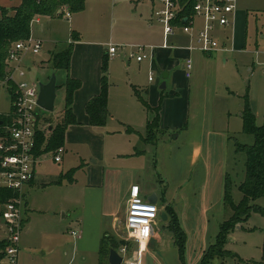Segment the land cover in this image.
Listing matches in <instances>:
<instances>
[{"label":"rangeland","instance_id":"1","mask_svg":"<svg viewBox=\"0 0 264 264\" xmlns=\"http://www.w3.org/2000/svg\"><path fill=\"white\" fill-rule=\"evenodd\" d=\"M97 3L101 5L96 7ZM126 5L122 0H88L86 10L73 14L71 18L65 16L42 18L39 23L36 22L38 17L32 20L31 37H40L49 41L43 44L39 54L26 56V62L31 64L29 68L23 69L24 80L39 84L46 83L52 74L56 78L53 112L48 113L38 109L41 118L46 120L41 124L42 130H45L47 125H50L51 129L63 117L65 101L63 85L70 76V70L53 71L48 61L49 57L51 59L50 51L59 50L67 43L73 44L77 38L81 41H108L110 32L119 31L122 19L118 14L121 12L118 6L126 7ZM238 9L247 13L246 23L242 25L241 31L244 40L237 43L238 34L236 36L234 33V38V34L231 36L230 32L227 33L229 29L215 31L216 40L221 47L224 43V48L229 53H218L214 82L207 79L204 93H192L188 124V132L192 136L194 131L201 130V125L199 127L194 125L191 119L198 109L200 121L203 120L204 114L208 118H213L215 128L223 133L227 131L229 134V142L223 147L229 156L234 151L235 143L241 145L253 143V137L242 132L240 113L243 109L244 96H248L250 105L256 113V126H261L264 119V37L261 38L264 36V0H238L236 11ZM150 21L154 29L158 30V25L151 19ZM226 34L229 36L227 41L224 39ZM130 50V47L126 48L127 55ZM72 56L74 74H83L85 69L80 62L82 56L80 51L73 50ZM101 57L100 52L99 60ZM110 59L107 57L108 61ZM126 60H131L132 73L139 77V82H146L144 69L147 68V61H144L141 69L138 70L133 64L136 62L134 59L127 57ZM108 61L106 76H108ZM117 69V72L124 75L123 66ZM176 71L181 70L177 68ZM100 73L102 75V71ZM153 76L156 77L154 72ZM17 81L21 80L17 79ZM9 108L7 94L0 90V113H8ZM114 119L107 117L105 125L97 127L90 126L88 122L87 124L75 122V125H69L64 136L63 149H66V152L61 156L63 161L59 165L54 164L50 159L52 155H47V159L41 165L40 184L36 185L30 195L28 222L21 232L19 242V264H87L79 260L76 249L80 242L70 233L84 230L87 233L85 236L89 235L94 241L96 234L103 232V227L107 223L94 212V207L99 201L95 188L102 182L117 185L118 193L122 183L130 184L132 181L141 182L145 192L151 190L150 186L165 189L166 186L179 182L185 166L183 155L186 156L188 150L185 152V142L181 138L175 139L176 133L171 135L166 130L160 129L148 140L149 143H146L143 140L146 135L144 129L131 132L128 127H124ZM162 134H164L165 146L159 145ZM232 158L233 162L235 161L233 179L236 183H240L244 178L246 156L243 152H235ZM104 193L109 195L111 190L105 189ZM118 193H115L113 200L116 216L118 215L114 231L111 230L102 236L109 249L116 248L120 243H122L120 247L126 244L125 199L122 202ZM232 193L234 201L238 202L241 198L240 192L233 187ZM263 201V199L255 201V204H262ZM228 211L230 216L231 211L229 209ZM259 217L251 216L249 221L242 223V226L256 225V219ZM167 223V219L163 222L157 221L155 226L156 234L164 231L161 240L163 253L170 251L171 243L174 246L173 241H170V233L164 228ZM237 235H241L242 238L237 239L236 244L224 246V250L231 251L229 253L232 257L215 259L211 264H250L246 261L258 263L259 251L251 245L243 244L245 242L243 234ZM129 248L131 249L132 246L129 245ZM157 263L169 264L164 256L157 253H152V256L145 254L141 259V264Z\"/></svg>","mask_w":264,"mask_h":264},{"label":"crops","instance_id":"2","mask_svg":"<svg viewBox=\"0 0 264 264\" xmlns=\"http://www.w3.org/2000/svg\"><path fill=\"white\" fill-rule=\"evenodd\" d=\"M122 1L127 5L126 7L118 6L121 9V12H118V14L122 19L120 21L119 31L116 33L110 32L108 41H81L77 38L73 44H66L72 46V52L73 50H75V52L77 50L80 51L82 55L80 57V62L85 69L83 74H74V63L71 52L69 64L70 76H68L70 79L77 80L80 83L79 88L74 92L71 107L77 124H87L88 122L85 105L99 93L101 79L100 68L103 56H107V45L109 43L115 45H150L155 47L160 46L162 43L161 26L156 23L159 27V29L156 30L150 21L152 12L156 8V0ZM20 3L21 0H0V7L10 9L17 7ZM99 3L95 4L96 7L101 5ZM87 5L88 0H85L84 11ZM119 5L121 4L119 3ZM72 16L73 14H70V18ZM246 17L247 13L238 9L235 12L233 25L220 30L224 31L229 29L227 33L230 32L231 36H233L234 33L236 36L238 34L237 43L243 42L244 38L241 31L242 25L246 23ZM42 18L51 17H38L36 22L39 23ZM79 31H81V29ZM263 37L264 36H261V38ZM33 38L40 40L42 42V47L44 43L49 41L40 37ZM228 38V34L224 35L226 41ZM169 40L173 45L175 44L177 47L181 48L189 44L188 38L180 33L171 36ZM222 45L223 47L220 45L221 50L211 54H202L199 52L189 53L183 49H154L151 53L152 59L150 62L147 61V68L144 69V77H146V82L144 83H140L139 77H137L135 73H132L133 69L130 67L131 60H126L128 57L126 50L122 55H120V53L109 61L107 60L109 62L107 76V117L117 119L114 120L120 122L124 127H128L131 132L136 129H144V131H146V124L151 120L153 113L146 110L140 101V99H142L147 103L150 110L158 107L159 130L164 129L168 133H171V135L176 133L177 136H175V139L181 138L182 141L185 142V152L188 150V154L186 156L183 155L185 166L177 184L175 183L169 187L166 186L165 189L150 186L151 190L145 192L141 182L132 181L130 184L122 183V188L119 191L120 195L118 196L122 202L124 199L126 202L131 185L139 186L141 197L144 199H147L151 194H155L157 197L156 205L159 209L158 221L161 222H163L161 215L164 214V206L170 205L172 207L186 236L183 263L179 261L176 247L172 246V243L170 251L163 253L161 240L164 231L156 234L155 228L152 238L143 254H149L151 256L152 253L160 254L167 259L169 264L199 263L204 251L213 243L218 232L219 224L225 219H228L230 213L223 205V189L226 177L234 182L232 188L234 187L237 190L239 184L233 179L235 161L233 162L232 156L236 152L235 145L231 156L227 155L226 151L223 150L224 145L229 142V134L227 131L223 133L221 130L216 129L214 119L211 117L208 118L206 114H204L203 120L200 121V111L198 109V112L193 115L191 119H193L194 125L198 127L201 125V130H199V132L194 131L192 136H190L188 132L191 111L190 97L193 92L204 93L208 78L209 81L211 79V82H214L213 78L217 71L216 59L218 53H229L224 48L225 44L222 43ZM61 49L51 50L50 56ZM100 52L102 56L101 60L98 58ZM185 57H191L193 64L191 76L189 78L185 76L182 70V61ZM49 60L50 57L48 61ZM143 62H134L133 64L140 70ZM29 64L31 63H26L27 68L30 67ZM120 66L124 67V75L117 72V67ZM177 68H180L181 71H176ZM150 71L154 72L157 77L153 76L151 82L148 81ZM165 72L168 76L165 80V88L161 89L160 86L163 82L162 74ZM252 110L255 113L254 109ZM161 144L165 146L164 134L160 137L159 145ZM64 150V152H66V149ZM48 154L52 155V153H47L36 158L37 160L34 164V177L24 188L22 230L28 222L27 214L29 213L31 192L37 184H40L39 181L42 176L41 165L47 159ZM62 158L63 157H61L58 163H55L52 157L50 159L54 164L59 165L63 161ZM95 189H97L96 193L98 194L99 201L94 207V212L100 219H104L107 225L103 227V232L101 234H96V241H93L89 235L85 236L87 234L86 231L81 230L78 232V237L76 239L80 242V245L76 249V252L79 253V260H81V263L87 264H100L99 247L102 236L104 234L106 235V233H109L111 230L114 231L115 223L118 219L113 205L115 193H118L117 185L102 182V184ZM105 189H110L111 194H105ZM261 199L256 200V202ZM256 205L264 208V201L262 204L258 203ZM253 215L260 216L256 219V225L243 227L241 224L237 226L229 235L226 244H236L238 241L237 239L242 238L240 237L241 235H237V237L236 234H243V239H245L243 244L245 246L246 244L253 246L254 249L260 253V260L257 264H264V216L259 213H252L248 219L250 220ZM170 241L172 242L171 235ZM82 244H84L83 247H81ZM129 245L132 246L131 249L135 248L133 244L129 243ZM148 247H150V251H148ZM228 252L231 251L228 250ZM246 262L256 264L253 261Z\"/></svg>","mask_w":264,"mask_h":264},{"label":"built area","instance_id":"3","mask_svg":"<svg viewBox=\"0 0 264 264\" xmlns=\"http://www.w3.org/2000/svg\"><path fill=\"white\" fill-rule=\"evenodd\" d=\"M237 4L238 0H156L150 19L161 26V45L109 43L107 57L114 58L127 47L131 49L128 58L137 63L150 62L154 49L215 53L221 47L214 33L233 25ZM63 16L69 18L70 13L64 10ZM177 33L188 38L187 46L181 48L170 42L169 38ZM41 48L42 42L31 36L12 43L6 52L3 77H0V90L6 92L10 103L9 112L0 113L4 118H0V187L13 193L1 208L0 242L4 245L0 250V264H18L24 188L34 177V164L38 157L34 155L36 133L42 122L37 105L38 83L25 81L23 69L27 67L26 56L39 54ZM192 66L191 57H185L182 70L187 78L191 76ZM152 80L153 72L150 71L148 81ZM63 153V147L52 152L53 161L60 162ZM125 206L126 244L117 250L122 259L120 264H141L159 220V209L141 197L138 185L130 186ZM70 235L77 238L78 232L71 231ZM128 243L135 248L129 249Z\"/></svg>","mask_w":264,"mask_h":264},{"label":"trees","instance_id":"4","mask_svg":"<svg viewBox=\"0 0 264 264\" xmlns=\"http://www.w3.org/2000/svg\"><path fill=\"white\" fill-rule=\"evenodd\" d=\"M180 1L184 2L188 0ZM84 4L85 0H21V3L17 7L10 9L0 7V77H3L7 50L12 43L29 38L31 22L35 17H61L63 16L64 10L70 14L79 13L84 10ZM71 52L72 46L69 44L51 55L49 62L51 63L53 71L64 70L68 72ZM101 71L99 93L85 105L88 124L94 127L104 126L107 119L108 79L106 76V55L102 58ZM79 86V81L67 78L64 85L65 101L63 117L51 129L50 125H47L45 130L40 129L37 131L34 151L36 157L50 152L52 153L59 147H63L64 136L68 126L76 122L71 107L74 92ZM242 100V132L252 136L253 143L251 145L235 143L236 152H243L246 156L244 178L237 186V190L241 194V199L238 203H234L232 197V181L226 177L223 189V205L224 208L231 211V215L219 224L218 232L213 243L204 251L198 264H211L215 259H223L226 256V258L232 257L228 251L224 250L229 235L237 226L246 222L252 213H259L264 216V208L254 204L256 200L264 199V119L261 126H256V117L249 104L248 96H244ZM140 101L147 111L153 113L151 120L146 124V135L143 139L144 142L149 143L148 140L159 130V109L157 107L150 110L144 100L140 99ZM0 118L4 120V118ZM45 121V119H42L41 124L45 123ZM12 197V191L0 187V215L3 204ZM164 215L165 220L167 219L168 221L167 226L164 228L170 233L178 253L179 261L183 263L186 241L185 233L176 213L170 205L164 206ZM105 240L108 242L107 239ZM121 244L116 248L110 249L117 251ZM3 245L4 243L0 242V250L3 248ZM107 246L101 239L99 247L100 264H108L107 257L110 249Z\"/></svg>","mask_w":264,"mask_h":264},{"label":"water","instance_id":"5","mask_svg":"<svg viewBox=\"0 0 264 264\" xmlns=\"http://www.w3.org/2000/svg\"><path fill=\"white\" fill-rule=\"evenodd\" d=\"M185 22V19L183 20ZM167 73L162 74V83L160 88H165V80L167 78ZM55 92H56V78L55 75L52 74L46 83L38 84V97H37V105L40 109L52 113L54 110V102H55ZM174 138V137H173ZM147 202L150 204H156L157 197L155 194H151L147 197ZM161 218L165 220V215L162 214ZM121 257L118 255L117 251L114 249H110L107 257L108 264H120Z\"/></svg>","mask_w":264,"mask_h":264}]
</instances>
